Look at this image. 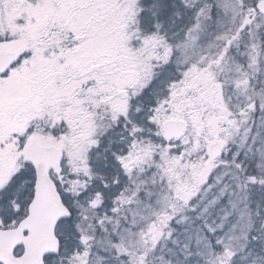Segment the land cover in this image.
<instances>
[{
  "label": "snow or ice",
  "instance_id": "snow-or-ice-1",
  "mask_svg": "<svg viewBox=\"0 0 264 264\" xmlns=\"http://www.w3.org/2000/svg\"><path fill=\"white\" fill-rule=\"evenodd\" d=\"M0 264H264V0H0Z\"/></svg>",
  "mask_w": 264,
  "mask_h": 264
}]
</instances>
